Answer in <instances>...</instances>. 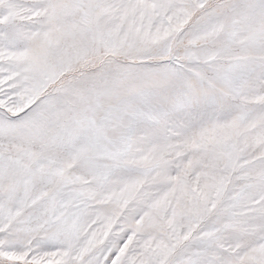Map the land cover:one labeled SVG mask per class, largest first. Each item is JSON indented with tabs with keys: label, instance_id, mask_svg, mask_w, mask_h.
I'll list each match as a JSON object with an SVG mask.
<instances>
[{
	"label": "snow or ice",
	"instance_id": "snow-or-ice-1",
	"mask_svg": "<svg viewBox=\"0 0 264 264\" xmlns=\"http://www.w3.org/2000/svg\"><path fill=\"white\" fill-rule=\"evenodd\" d=\"M0 264H264V0H0Z\"/></svg>",
	"mask_w": 264,
	"mask_h": 264
}]
</instances>
